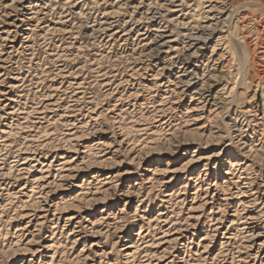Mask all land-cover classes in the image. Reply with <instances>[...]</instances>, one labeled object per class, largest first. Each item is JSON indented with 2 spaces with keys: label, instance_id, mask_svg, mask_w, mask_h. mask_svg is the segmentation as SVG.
<instances>
[{
  "label": "rangeland",
  "instance_id": "obj_1",
  "mask_svg": "<svg viewBox=\"0 0 264 264\" xmlns=\"http://www.w3.org/2000/svg\"><path fill=\"white\" fill-rule=\"evenodd\" d=\"M261 90L264 0H0V264H264Z\"/></svg>",
  "mask_w": 264,
  "mask_h": 264
},
{
  "label": "bare ground",
  "instance_id": "obj_2",
  "mask_svg": "<svg viewBox=\"0 0 264 264\" xmlns=\"http://www.w3.org/2000/svg\"><path fill=\"white\" fill-rule=\"evenodd\" d=\"M104 32V31H103ZM189 39V38H188ZM199 38L198 36H196L195 34H192L191 38L189 41H197ZM262 91V90H261ZM264 94V92L262 91V95ZM217 98V97H216ZM252 122V121H251ZM245 131V130H244ZM234 178V177H233ZM240 181V179H239Z\"/></svg>",
  "mask_w": 264,
  "mask_h": 264
}]
</instances>
